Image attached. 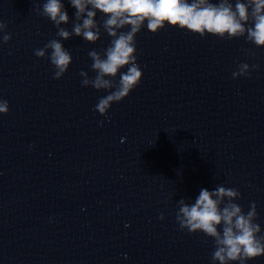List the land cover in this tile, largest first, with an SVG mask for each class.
Segmentation results:
<instances>
[{
  "label": "clouds",
  "instance_id": "1",
  "mask_svg": "<svg viewBox=\"0 0 264 264\" xmlns=\"http://www.w3.org/2000/svg\"><path fill=\"white\" fill-rule=\"evenodd\" d=\"M69 3L76 10L72 31L61 26L70 21L61 0H46L42 7L35 9L52 22L60 39H51L43 48L36 49L34 55L50 61L54 68L53 79L62 78L73 58L61 40H69L74 35L96 43L101 37L96 15L97 11L102 13L106 17L102 27L111 38L110 44L99 52L88 53L93 61L91 71L96 73L94 78L83 70L80 72L83 87L109 90L94 108L102 116H107L113 103L124 100L141 83L143 72L137 62L136 36L145 22L153 34L169 25L199 34L201 38L206 34L229 40L245 37L247 42L264 47V0H236L234 6L230 0L218 3L210 0H69ZM6 30L7 24L0 21L3 43L12 39ZM125 67L127 71L121 72ZM249 75L247 63L239 64L238 71L232 73L234 79ZM8 112V101L0 99V114ZM240 196L236 188L217 185L214 190L202 188L194 203H186L185 199L178 201L176 221L180 230L190 234L202 232L213 239L212 264H247L264 256V235H259L261 227L256 223L257 206L252 202L245 213L233 202ZM159 219H164L163 214Z\"/></svg>",
  "mask_w": 264,
  "mask_h": 264
}]
</instances>
